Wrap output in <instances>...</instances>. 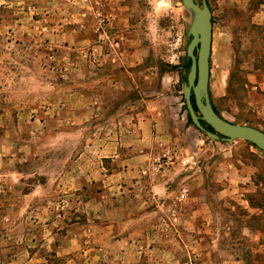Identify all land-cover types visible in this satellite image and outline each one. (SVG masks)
I'll list each match as a JSON object with an SVG mask.
<instances>
[{"label": "rangeland", "instance_id": "1", "mask_svg": "<svg viewBox=\"0 0 264 264\" xmlns=\"http://www.w3.org/2000/svg\"><path fill=\"white\" fill-rule=\"evenodd\" d=\"M258 1L207 0L212 104L252 127L243 83L264 65ZM191 19L182 0H0V264H242L264 251V212L243 201L264 198V154L188 123ZM162 111L179 142L145 126ZM168 153L197 166L164 170ZM242 163L257 166L251 180ZM123 165L129 176L101 169Z\"/></svg>", "mask_w": 264, "mask_h": 264}, {"label": "water", "instance_id": "2", "mask_svg": "<svg viewBox=\"0 0 264 264\" xmlns=\"http://www.w3.org/2000/svg\"><path fill=\"white\" fill-rule=\"evenodd\" d=\"M182 4L192 13L191 23L187 27L190 41L186 51L190 66L186 75V83L183 85L182 96L193 126L213 141L232 143L242 140L264 153V131L222 118L212 104L209 78L213 24L207 0H182Z\"/></svg>", "mask_w": 264, "mask_h": 264}, {"label": "crops", "instance_id": "3", "mask_svg": "<svg viewBox=\"0 0 264 264\" xmlns=\"http://www.w3.org/2000/svg\"><path fill=\"white\" fill-rule=\"evenodd\" d=\"M254 1V0H253ZM253 11L255 12V17L256 18H260V22L259 24H263L264 23V2L257 4L256 6H253ZM212 55V52H211ZM231 73L230 70H227V73L224 77V82L223 84L227 87L230 86V79H231ZM244 83H243V89L246 91V94L248 95V98L250 99V104L252 106V110L260 117V122L259 124H257L256 126H253L255 128H258L262 131H264V65L259 66V67H255L252 69H249L248 71L245 72V76H244ZM213 84V68H212V63H211V57H210V78H209V90L212 87ZM219 115L221 116V114L219 113ZM165 114V112L162 111V113H150L148 114L146 117H144L145 122V126L148 127V131L149 133H151L152 138L154 137V139H159V140H167L168 138H172L173 135L176 133L175 131V119L173 117H169L170 119H168V116ZM222 117V116H221ZM178 131H180L182 133V135H186V133H193V129L191 128H187L185 127V125H183L182 128L177 127ZM155 133H157V135H155ZM178 135V138H176L175 140H177L179 142V140H181V136L176 133ZM179 144V143H178ZM118 158V156H116ZM137 158V157H135ZM135 158H129L126 157L122 160L123 164H131V161L134 160ZM242 167L240 169L237 170V173L239 175V177L243 180H251L253 175L255 174V172L257 171V166L254 164H245L242 163L241 164ZM102 171H105L106 174H104L108 180L114 178L115 176H122V177H126L130 175L131 169L130 166L126 167L125 165H123L122 168H117L114 169L112 171H108L107 169H105L104 167L101 168ZM7 185V183H5ZM5 185V186H6ZM256 188H258V186H256V184H253ZM3 183H0V203L2 202L4 196L2 195V191L1 188L3 187ZM11 190H13V185H10ZM157 188L158 189H164L163 183L161 182H157ZM230 188V187H229ZM225 191H227V188H225ZM245 203H248V200H243ZM249 207H251L249 205ZM3 214L0 211V232L2 231V219H3ZM13 214H9L7 218H12ZM250 232L252 231V228L249 226L248 227ZM259 232V231H258ZM261 233V232H260ZM262 234V233H261Z\"/></svg>", "mask_w": 264, "mask_h": 264}, {"label": "trees", "instance_id": "4", "mask_svg": "<svg viewBox=\"0 0 264 264\" xmlns=\"http://www.w3.org/2000/svg\"><path fill=\"white\" fill-rule=\"evenodd\" d=\"M264 2V0H261V1H258L257 4L259 3H262ZM192 102H193V105L195 107V104H194V98L192 97ZM214 109L215 111L219 114V111L217 110V108L214 106ZM187 118H188V123L189 124H192L191 120H190V117L187 113ZM193 125V124H192ZM207 129L211 130L210 127L206 126ZM252 145V144H251ZM254 146V145H252ZM255 147V146H254ZM256 149H258L257 147H255ZM259 150V149H258ZM260 151V150H259ZM262 154H264L262 151H260ZM263 183H260V185L262 186V188H264V179L262 180ZM256 186H258V189L260 188L259 187V184H256ZM261 192L262 189H259ZM264 197V196H262ZM262 202H260L257 206H255L252 202V200H248V203L249 205L252 207V208H257V210H260L262 213L264 212V210L262 209V207H264V198L261 200ZM259 215H255V218H258ZM259 220V219H258ZM241 262L242 264H264V251H256V252H253V251H246L245 255H244V258L241 259Z\"/></svg>", "mask_w": 264, "mask_h": 264}, {"label": "built area", "instance_id": "5", "mask_svg": "<svg viewBox=\"0 0 264 264\" xmlns=\"http://www.w3.org/2000/svg\"><path fill=\"white\" fill-rule=\"evenodd\" d=\"M168 154L169 155L167 157V161L165 162V166L167 168H164V170L169 169V166H175V164L177 163H179V165L183 166L184 168H189V169H193L197 166L195 156L193 155L181 156V155L175 154L174 156H171L170 153ZM184 193H183V196H184Z\"/></svg>", "mask_w": 264, "mask_h": 264}]
</instances>
